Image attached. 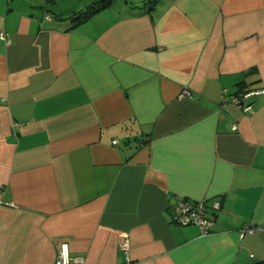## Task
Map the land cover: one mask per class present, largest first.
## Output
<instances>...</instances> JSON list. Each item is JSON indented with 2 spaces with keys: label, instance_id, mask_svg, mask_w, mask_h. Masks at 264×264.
Returning <instances> with one entry per match:
<instances>
[{
  "label": "crops",
  "instance_id": "obj_1",
  "mask_svg": "<svg viewBox=\"0 0 264 264\" xmlns=\"http://www.w3.org/2000/svg\"><path fill=\"white\" fill-rule=\"evenodd\" d=\"M97 1L0 0V264L264 259V0Z\"/></svg>",
  "mask_w": 264,
  "mask_h": 264
},
{
  "label": "built area",
  "instance_id": "obj_2",
  "mask_svg": "<svg viewBox=\"0 0 264 264\" xmlns=\"http://www.w3.org/2000/svg\"><path fill=\"white\" fill-rule=\"evenodd\" d=\"M47 19H51L49 14H45ZM3 34L0 32V38H3ZM260 93H264V88H253L246 91L239 92L231 97V101L239 107L246 109L249 107L248 103H245V99ZM190 91L184 88L180 93V96H189ZM116 142V140H113ZM3 185L0 183V191ZM7 205H14L12 202H5ZM209 208L218 210L220 208V202L218 200H212L207 203L205 200H194L187 197L178 198L171 205V219L179 225H196L198 226L201 234H208L211 231L213 220L208 216ZM264 229V224L258 225L253 222L244 223L240 226V233H254L256 231ZM120 249L124 254V261L121 264H131L128 249L129 240L126 235L122 236L119 242ZM72 260L81 263L80 257H73L70 254L69 245L66 241H62L58 244L57 255L54 260V264H69Z\"/></svg>",
  "mask_w": 264,
  "mask_h": 264
},
{
  "label": "trees",
  "instance_id": "obj_3",
  "mask_svg": "<svg viewBox=\"0 0 264 264\" xmlns=\"http://www.w3.org/2000/svg\"><path fill=\"white\" fill-rule=\"evenodd\" d=\"M155 1L156 0H146L144 6H147V8L149 9L152 7V5L155 3ZM108 2H109L108 0H100V1H97L96 3H94L92 5L87 6L86 8H84L82 10L74 12L71 15V21L74 24H77V23L89 18L94 12L105 7L108 4ZM45 14H49L48 10L46 11ZM252 264H264V259L255 261Z\"/></svg>",
  "mask_w": 264,
  "mask_h": 264
}]
</instances>
